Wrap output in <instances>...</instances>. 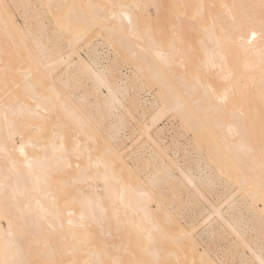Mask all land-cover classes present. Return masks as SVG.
Instances as JSON below:
<instances>
[{
	"label": "bare ground",
	"instance_id": "obj_1",
	"mask_svg": "<svg viewBox=\"0 0 264 264\" xmlns=\"http://www.w3.org/2000/svg\"><path fill=\"white\" fill-rule=\"evenodd\" d=\"M37 1L68 30V45L47 46L40 13H24L22 27L7 3L20 0H0V53L2 38L16 52L0 77L11 74L20 89L0 101V264H221L200 248L195 227L165 207L160 187L185 180L210 203L194 178L214 187L205 172L215 165L250 197L240 217L253 211L264 224V0ZM98 36L112 59L93 43ZM121 64L133 68L129 77L118 76ZM134 82L157 91L152 104L127 100ZM166 116L180 121L181 136L192 132L191 162L161 146ZM125 117L163 157L137 165L151 172L146 179L115 147ZM234 196L209 204L203 223L217 215L234 229L221 211Z\"/></svg>",
	"mask_w": 264,
	"mask_h": 264
},
{
	"label": "rangeland",
	"instance_id": "obj_2",
	"mask_svg": "<svg viewBox=\"0 0 264 264\" xmlns=\"http://www.w3.org/2000/svg\"><path fill=\"white\" fill-rule=\"evenodd\" d=\"M21 1L22 0H20V4H18L20 7L17 6L18 10L10 4V2L7 3L10 10L14 13L16 20L22 27H26V20L28 19L25 18L26 13L27 16L30 15V19L37 18L40 13L42 23L47 26L45 37L43 38L41 36V41L48 43L47 46L54 48L57 47L59 49L68 45L66 39V36H68V30L57 29V26L52 24L54 22L53 15L49 12L48 5H41L37 0H29L30 2H35V4L28 6L29 3L27 4V1H24V4H21ZM29 7L33 9H30ZM150 12L154 14L153 8H150ZM34 25L38 29L39 25L36 21L34 22ZM53 25L55 27H53ZM2 40L4 43V50L0 53V70L1 72L6 73L8 72L6 66L12 61L16 52L13 50L15 47L14 41H8L6 38H2ZM102 41V37L98 36L93 40V43L95 45L98 44V51L104 54L103 57L112 59V52L107 53V50L109 49H107L106 46H101L100 43H102ZM82 47L85 48V46ZM86 52V50L81 51L82 56L85 58H87ZM15 57L14 60H16ZM120 66L121 68L118 71V76L124 75L129 77L133 68L125 64H121ZM67 67L70 68L69 65ZM12 78H14V76L12 77L11 74L8 73L5 76L0 77V101H4L6 98H13L15 94L20 92L18 87L13 86ZM15 79H17V77ZM85 80L86 79H82L72 87L71 94L74 98L79 96L83 89L82 86H86L87 83ZM101 92L107 94L104 90H101ZM156 92L157 91L155 90H141L139 83L134 82L133 88L130 90L131 96H127V100L130 98L132 99L133 97L138 98L140 101L148 100L145 106H149L148 104H152L155 101ZM90 99L92 98L88 97V100ZM127 100H125V103L128 106ZM59 110L60 109H56L54 112ZM140 111L142 112V108ZM89 112L92 115L97 114V116H100L94 107H91ZM118 112L124 113L121 108ZM152 112L153 108H150V111H148L149 114L146 115V122L149 121V116ZM135 114L140 122L143 123L145 121V119L139 117L138 113ZM92 120L94 119L92 118ZM122 121L123 122L119 124L120 135L119 140L114 143L115 147L124 153L123 156L126 158L128 164L138 170L143 179H146L151 172L149 170H141V167L138 168L137 165L141 163V161L146 162V160H149L155 165H160L162 164L163 157L156 156L154 153L156 148L148 142V139L141 132L139 125L130 120L129 117H125ZM111 123L112 120L107 119L103 125H110ZM179 126L180 121L172 120V117L166 116L159 125V128L165 127L166 130L165 134L161 137L163 141L159 138L158 140L161 142L163 148H167L168 154L172 158L175 157L174 153L178 151V156L183 164L185 162H191L190 158L192 159L197 156V150H195L188 142V140L193 137L192 132H188L184 136H181L180 130L177 129ZM167 129L169 131H167ZM156 131L157 130H152V134L155 135ZM175 141L178 142V146H175ZM17 142H19V138L17 139ZM159 174L160 176L165 175L162 172ZM173 174L177 178H180L178 172L175 171ZM195 175H197V173ZM205 176L216 181L214 187L208 189L204 188L200 184L201 180L198 179L197 176L194 178V183L202 190L205 198H207L210 203H207L203 197L184 180L182 186H179V184L177 185L176 183H161L160 189L167 197L165 207L169 211H173L175 214L177 213L178 217L181 219V223L186 228H189V226L195 227V237L200 248L206 249L210 257L216 262L221 264H259L254 255L257 254L264 260V224L261 227L258 223L252 220L254 214L253 211L247 212L246 210H243L244 214L241 217L236 211L238 208L244 209V204L247 203V201H250V197L244 192V190H239L235 182H225L226 180L224 178L226 175H223V173L218 171V167L215 165L206 170ZM97 184L99 185L100 183ZM233 194H235L234 198L229 204L223 205L221 211L225 214L226 219L231 222L234 229H231L229 225L224 223L217 215L212 216L206 223H203L212 213V208L209 204H214L219 208L226 199ZM235 205L236 207H234ZM258 205L259 203L254 205L255 210L262 208V206L259 208ZM153 206L157 209L156 204H153ZM158 215L161 217L163 216V213L158 212ZM261 220L264 222V214H262ZM262 221L260 222L262 223ZM3 224L6 223L3 221ZM241 237L246 240L247 245L240 242Z\"/></svg>",
	"mask_w": 264,
	"mask_h": 264
}]
</instances>
